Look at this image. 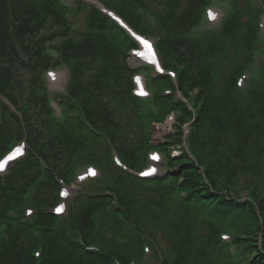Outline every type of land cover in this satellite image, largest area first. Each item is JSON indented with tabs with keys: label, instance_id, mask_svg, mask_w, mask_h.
Returning a JSON list of instances; mask_svg holds the SVG:
<instances>
[{
	"label": "trees",
	"instance_id": "trees-1",
	"mask_svg": "<svg viewBox=\"0 0 264 264\" xmlns=\"http://www.w3.org/2000/svg\"><path fill=\"white\" fill-rule=\"evenodd\" d=\"M102 1L158 37L178 85L150 78L152 96L135 97L133 40L95 7L0 0V95L21 115L0 100V155L22 138L30 145L0 175V264H264V0H224L220 27L195 33L212 0ZM61 64L71 79L55 118L44 70ZM248 67L252 78L239 89L236 78ZM177 86L192 109L174 91L164 94ZM172 111L176 132L159 146L166 173L141 179L114 164L117 149L131 168L144 166L153 123ZM191 120L187 150L182 123ZM89 162L102 175L84 184L68 214L44 210L59 198L58 178ZM26 203L37 210L29 220ZM145 243L155 249L148 263Z\"/></svg>",
	"mask_w": 264,
	"mask_h": 264
},
{
	"label": "rangeland",
	"instance_id": "rangeland-1",
	"mask_svg": "<svg viewBox=\"0 0 264 264\" xmlns=\"http://www.w3.org/2000/svg\"><path fill=\"white\" fill-rule=\"evenodd\" d=\"M65 78H66V75H65V73H64V75H62V80L60 81V85H64V83H65ZM48 86H49L50 89H52V90L57 89V88L53 87V85H52L51 82H49ZM52 90H51V91H52ZM169 125H170V124H169ZM169 125H168V128H170ZM166 132H167V131H163V132H161V133H162V134H165ZM162 134H161V135H162ZM159 136H160V135H157V134H156V137H159ZM177 153H178L177 151H174V152H173L174 155L177 154ZM77 188H78V186L74 187L71 196L75 195V193H76L77 190L79 189V188H78V189H77Z\"/></svg>",
	"mask_w": 264,
	"mask_h": 264
},
{
	"label": "snow or ice",
	"instance_id": "snow-or-ice-1",
	"mask_svg": "<svg viewBox=\"0 0 264 264\" xmlns=\"http://www.w3.org/2000/svg\"><path fill=\"white\" fill-rule=\"evenodd\" d=\"M209 15H210V18H214L213 14H212L211 12L209 13ZM145 43H146V42H145ZM150 54H151V53H138V55H150ZM19 151H20L19 149H16V153H18ZM16 153H12V154H10V155L6 158V160H4V161H0V169H3V167H4V165L7 163V161L13 159V158H14V155H15ZM153 158H155V157H153ZM57 210H59V209H57Z\"/></svg>",
	"mask_w": 264,
	"mask_h": 264
}]
</instances>
